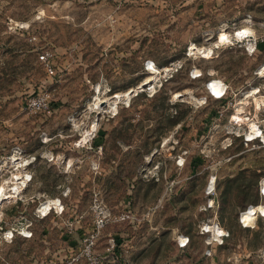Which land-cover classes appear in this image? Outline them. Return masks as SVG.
Masks as SVG:
<instances>
[{
	"label": "rangeland",
	"instance_id": "obj_1",
	"mask_svg": "<svg viewBox=\"0 0 264 264\" xmlns=\"http://www.w3.org/2000/svg\"><path fill=\"white\" fill-rule=\"evenodd\" d=\"M237 30L264 40V0H0V189L19 187L0 200V264H87L89 246L105 264H264V147L228 138L205 89L264 93V41L250 53Z\"/></svg>",
	"mask_w": 264,
	"mask_h": 264
},
{
	"label": "built area",
	"instance_id": "obj_2",
	"mask_svg": "<svg viewBox=\"0 0 264 264\" xmlns=\"http://www.w3.org/2000/svg\"><path fill=\"white\" fill-rule=\"evenodd\" d=\"M162 1H168V0H162ZM243 30L244 28L240 29V31H243ZM237 32L238 30L235 33L237 34ZM249 35H250L249 33L248 34L244 33L242 35H237L236 37H233V38L235 39L237 44L242 43L245 46L246 50L252 53L258 50V48L261 47V45H263L264 40L259 39V37H257L255 32L253 36H249ZM218 38L220 37L218 36ZM223 43L234 44V42L232 41V38L230 40L223 41ZM216 45H218L217 42L215 43V46ZM40 58H41L40 59L41 62L45 66L46 72L50 75H55L56 70L50 62L49 53L42 54ZM150 62H151L150 60L146 62L147 69H151V66L149 64ZM196 70L197 69H192L190 71V77L192 79H197L203 76V72L201 70L199 71V73H196ZM260 73L261 72L259 70L258 74ZM213 81L220 82L221 84L220 86L223 88L222 93L221 92L217 93L215 89L213 88V86H211ZM254 88L259 90L257 97L261 99L264 98V93H262V89L259 87H251L249 90H246L242 93L243 98H237L238 94L236 93L232 85L223 79L212 77L209 80H207L205 83V89L207 93L210 95V97L214 100L224 101L226 103L227 109H230L231 111L229 115V124H230L229 126L231 127V130L228 132V138L237 139V140L239 139L246 146L258 144L260 147H264V139H263L264 106L259 108L256 104L255 98L252 96H249L250 91H252ZM204 99H208V98L205 97ZM32 104L33 105L37 104L39 108H46L48 106L46 97L34 99L32 101ZM249 121L256 122L257 129L255 130L251 129L248 123ZM184 162H182V164H184ZM216 180H217L216 176H211L207 184V194L209 195V206L210 207L215 206ZM212 182H213L214 187L211 191H209V185ZM259 190H260V196L262 197V201H263L261 203L264 205V177L260 181ZM62 209H63V206H62ZM242 212L243 211L240 212L239 220L241 224L243 225V227H249L244 223L243 218L241 217ZM259 217L264 220V212L258 211L256 213L255 220H257ZM214 223L219 224L218 222L211 220L204 225L203 232L205 234H212V236L216 239L217 238L223 239L224 237H227L229 235V232L226 231L221 226L225 231L223 233H220L214 236L212 231H209L207 228L208 224H214ZM104 224L105 223L103 219H100L98 221L99 227L103 226ZM181 237H185V240L182 241ZM91 242L92 244H94L95 241L92 240ZM189 242H190V239L188 236L181 235L178 238V245L180 248L186 247ZM115 249H116V239L112 237L109 239L105 252L108 255H111L115 251ZM86 255L88 256L87 264H105V261H104L105 257L94 255V253L91 251L90 246L88 247V252L86 253ZM80 258L81 256L73 257L72 260L69 261V264H74L75 262H78ZM108 264H112V263H108Z\"/></svg>",
	"mask_w": 264,
	"mask_h": 264
},
{
	"label": "bare ground",
	"instance_id": "obj_3",
	"mask_svg": "<svg viewBox=\"0 0 264 264\" xmlns=\"http://www.w3.org/2000/svg\"><path fill=\"white\" fill-rule=\"evenodd\" d=\"M239 32V31H238ZM237 32V34L236 35H242V34H248V33H246V32H239L238 33ZM250 35L249 36H252L251 35V33H249ZM232 38V36L230 35V34H227V33H222V34H220V42L219 43H221V42H223V41H225V40H230ZM216 47H217V45H216ZM195 51L196 52H204L205 54H207L208 53V51L206 50V49H201V48H198V47H195ZM150 64V66H151V69L153 70V72L152 73H160V71H159V69L155 66V64L154 63H149ZM165 71L167 72V71H169V69H165ZM260 71H261V73H264V65L260 68ZM151 79H149L148 81H150ZM221 84H220V82L219 81H216V83H215V86L222 92L223 91V88L220 86ZM212 86V85H211ZM218 93V92H217ZM117 95V97H120V96H122L121 94H116ZM125 95H127V97H128V95H129V93L127 92V93H125ZM254 95H255V92L252 90L251 92H250V94H249V96H252V97H254ZM120 99V98H119ZM95 101V100H94ZM96 107L97 108H100L102 105H101V103H102V101L99 99V98H97V100H96ZM257 104H258V106H260V107H263L264 106V98L261 100V101H259V100H257ZM115 109V108H114ZM249 123V125H250V128L251 129H253V130H255V129H257V124H256V122H253V121H249L248 122ZM95 129H96V126H95ZM263 139H264V134H263ZM20 179V177H13L12 178V180H16V182H15V184L17 185L18 183V180ZM14 184V183H13ZM213 187H214V185H213V182L209 185V191H211L212 189H213ZM18 191H19V187L18 186H16V188H13V189H10L9 191H6L5 190V188H1L0 189V200L1 201H3V199H8L9 197H11L12 195H17V193H18ZM48 206H47V204H45V205H43L42 207H41V209H40V211L41 212H43L44 214H46V213H48ZM258 210H259V208L258 207H254L252 210H251V214H253L254 215V213H256V212H258ZM252 215V217L250 218V220L252 221V223L254 224L255 223V216H253ZM219 225V224H218ZM212 226V225H211ZM220 226V225H219ZM221 227V226H220ZM207 228H209V225L207 226ZM209 231H210V228L208 229ZM224 230V229H223ZM211 231H212V233H213V235L214 236H216L217 234H220V232H219V230L217 229V227H216V225H214V226H212L211 227ZM181 240L182 241H184L185 240V237H181Z\"/></svg>",
	"mask_w": 264,
	"mask_h": 264
},
{
	"label": "water",
	"instance_id": "obj_4",
	"mask_svg": "<svg viewBox=\"0 0 264 264\" xmlns=\"http://www.w3.org/2000/svg\"><path fill=\"white\" fill-rule=\"evenodd\" d=\"M146 85H147V83H143L142 85H140V86L138 87V89H141V88L145 87ZM134 92H136V89H131V90L129 91V94H132V93H134ZM114 97L117 98V95H115ZM104 104H105V101H102L101 105H104Z\"/></svg>",
	"mask_w": 264,
	"mask_h": 264
},
{
	"label": "trees",
	"instance_id": "obj_5",
	"mask_svg": "<svg viewBox=\"0 0 264 264\" xmlns=\"http://www.w3.org/2000/svg\"><path fill=\"white\" fill-rule=\"evenodd\" d=\"M261 46H262V45H261ZM114 90L117 91L116 89H114V87H112V89H111L110 91H114ZM115 93H116V92H115Z\"/></svg>",
	"mask_w": 264,
	"mask_h": 264
},
{
	"label": "crops",
	"instance_id": "obj_6",
	"mask_svg": "<svg viewBox=\"0 0 264 264\" xmlns=\"http://www.w3.org/2000/svg\"><path fill=\"white\" fill-rule=\"evenodd\" d=\"M183 251H185L184 249H182Z\"/></svg>",
	"mask_w": 264,
	"mask_h": 264
}]
</instances>
